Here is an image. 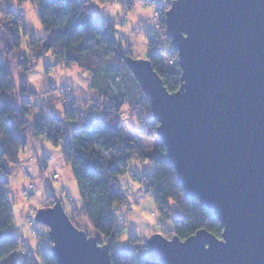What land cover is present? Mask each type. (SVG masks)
I'll return each mask as SVG.
<instances>
[{"label":"clouds","instance_id":"obj_1","mask_svg":"<svg viewBox=\"0 0 264 264\" xmlns=\"http://www.w3.org/2000/svg\"><path fill=\"white\" fill-rule=\"evenodd\" d=\"M175 3L0 0V225H7L0 264H59L50 251L53 224L40 213L53 201L59 218L91 236L85 241H95L107 264H157L147 255L149 241L157 231L178 230L175 210L188 198L177 177L158 193L153 178L133 172L165 145L154 127L160 120L148 119L150 99L135 95L119 69L144 54L159 57L168 73L165 65H179L167 34ZM89 162L99 163L98 175ZM99 229L112 237L107 247L96 246ZM122 245L129 254L117 256Z\"/></svg>","mask_w":264,"mask_h":264},{"label":"water","instance_id":"obj_2","mask_svg":"<svg viewBox=\"0 0 264 264\" xmlns=\"http://www.w3.org/2000/svg\"><path fill=\"white\" fill-rule=\"evenodd\" d=\"M167 22L180 51L179 91H168L148 58H130L128 67L163 122L159 139L188 198L198 197L223 234L154 233L150 256L161 264H264V0H176ZM59 207L40 209L53 224L59 264H107Z\"/></svg>","mask_w":264,"mask_h":264},{"label":"trees","instance_id":"obj_3","mask_svg":"<svg viewBox=\"0 0 264 264\" xmlns=\"http://www.w3.org/2000/svg\"><path fill=\"white\" fill-rule=\"evenodd\" d=\"M94 23L99 26L100 24L103 23V19L99 16H96ZM156 45L154 44L153 47ZM158 52L154 51L153 55H157ZM131 58H134L133 56ZM152 66L153 69L158 71L160 74L162 80H164V84L168 91L176 92L179 91L180 86L182 82L177 83L174 87L170 86V83L166 81V76L168 77V80H181V73L182 70L179 67V65H174L168 66L165 65L166 70L169 71L170 73L166 71H162V66L158 63L159 57H152L148 56L147 57ZM114 71V70H113ZM119 71L121 73H127L128 79L127 83L130 87H132V91L135 95L137 96H144L145 93L142 91L139 82L136 81L133 73L128 67V64H124L123 66L120 67ZM145 103H149V101L145 100ZM149 120H155L153 117V114L148 117ZM159 124L156 122L154 125L155 128H158ZM161 141V140H160ZM160 144H162L160 142ZM163 145V144H162ZM125 151H127L125 149ZM156 158L154 159L153 162H155V171L147 174V173H142L140 175H147L151 178H153L154 185H155V190L158 193H163V191L166 189V186L168 184V181L172 177H177V171L176 168H174L173 163L171 162L170 157H168V153L166 150V147L161 150V153L156 154ZM112 168L115 169L117 167L116 162H112ZM87 169L92 172L94 175H98L100 172V165L97 162H89L87 165ZM178 183L182 186L181 182L178 179ZM183 187V186H182ZM115 191V189H114ZM187 195V194H186ZM188 198V196H187ZM178 208L182 212L180 216L175 217L174 224L178 226V230L174 231L171 233L172 237L177 235L180 237L182 240H186L191 235H194L197 233L198 230L204 229L206 231H210L211 233L215 234L217 237L222 236L223 232V227L221 222L218 220L216 216H213L211 212L204 206L202 205L201 201L196 197L193 200L186 199L183 204H177ZM171 218V216H169ZM105 219L102 217V220ZM72 220V219H71ZM74 221V220H72ZM75 224V223H74ZM77 227L78 225L75 224ZM7 227L6 224L0 225V231H3ZM79 228V227H78ZM81 229V228H80ZM99 236L100 239H98L100 244H106L108 245V240L112 239L111 235L106 233L103 229H99ZM120 234L116 233V238L119 239ZM107 237V239H105ZM8 238H12L11 233L5 234V239L7 240ZM134 242V241H132ZM51 251V249H50ZM52 252V251H51ZM53 254V252H52ZM129 254V249L125 246H120L119 249L117 250L116 255H128ZM110 255H115V252L110 249ZM148 256H150V253H147ZM3 259V256H0V260ZM154 259V258H153ZM157 261V264H161L158 260L154 259ZM115 264V261H114Z\"/></svg>","mask_w":264,"mask_h":264},{"label":"rangeland","instance_id":"obj_4","mask_svg":"<svg viewBox=\"0 0 264 264\" xmlns=\"http://www.w3.org/2000/svg\"><path fill=\"white\" fill-rule=\"evenodd\" d=\"M171 7V5H169V8ZM168 8V9H169ZM133 57H136V58H141V59H145V58H147L148 57V55L147 54H144V55H142V56H133ZM150 139H151V137H149ZM161 139H159V143L161 142L160 141ZM133 172H135L136 173V175L137 176H139L140 174H142V173H147V174H150V173H152V172H154L156 169H155V162H153L152 164H150L149 166H147V167H145L142 171L141 170H138V169H136L135 167H133ZM56 202L55 201H53V202H51L50 204H48L47 205V207H52V205H54ZM66 210V209H65ZM181 211H180V209L178 208V206H177V210H175V217H177V216H180L181 215ZM73 223H75V224H77L75 221H73ZM78 225V224H77ZM78 227H79V225H78ZM80 228V227H79ZM155 233H161L162 235H165V236H167L168 238H172V235H171V233H169V232H167V231H157V232H155ZM45 247H46V244H45ZM2 260V259H1Z\"/></svg>","mask_w":264,"mask_h":264},{"label":"built area","instance_id":"obj_5","mask_svg":"<svg viewBox=\"0 0 264 264\" xmlns=\"http://www.w3.org/2000/svg\"><path fill=\"white\" fill-rule=\"evenodd\" d=\"M168 10V9H167ZM179 61L175 62V63H178Z\"/></svg>","mask_w":264,"mask_h":264}]
</instances>
